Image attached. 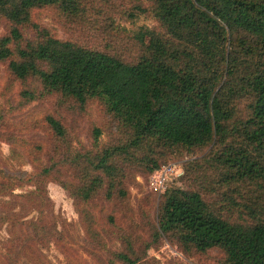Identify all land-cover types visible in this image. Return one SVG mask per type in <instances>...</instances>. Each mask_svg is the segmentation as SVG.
I'll list each match as a JSON object with an SVG mask.
<instances>
[{
    "label": "trees",
    "instance_id": "1",
    "mask_svg": "<svg viewBox=\"0 0 264 264\" xmlns=\"http://www.w3.org/2000/svg\"><path fill=\"white\" fill-rule=\"evenodd\" d=\"M150 1L163 32L137 34L141 52L127 62L55 38L32 22L35 8L57 6L76 13L82 0H0V19L9 27L0 38V61H8L10 72L20 80L36 77L43 91L81 107L97 99L130 131L129 143L86 157L73 197L89 201L106 185L111 198L123 176L116 159L131 155L129 149L143 142L158 154L210 146L212 165L226 185H264V0ZM26 27L34 28L38 38L22 47ZM22 94L34 98L32 92ZM240 99L247 100L244 118H236ZM46 121L57 136L64 135L59 121L51 116ZM94 131L97 138L100 132ZM156 168L152 163L147 170ZM117 192L126 196V190ZM80 213L90 233L93 218L85 210ZM153 236L170 238L186 252L220 249L224 264H264V220L230 222L195 191L173 188L163 194ZM144 254L137 255L128 241L126 250L113 257L120 264H138Z\"/></svg>",
    "mask_w": 264,
    "mask_h": 264
},
{
    "label": "rangeland",
    "instance_id": "2",
    "mask_svg": "<svg viewBox=\"0 0 264 264\" xmlns=\"http://www.w3.org/2000/svg\"><path fill=\"white\" fill-rule=\"evenodd\" d=\"M31 19L55 38L127 62L141 52L137 34L145 29L163 32L150 0H82L76 13L45 6L33 9ZM8 31L7 22L0 19V38ZM22 34V47L38 38L32 27ZM24 91L34 98L24 97ZM246 102L236 101V118L247 115ZM47 116L60 122L63 136L50 128ZM95 129L100 132L97 138ZM130 136L97 99L81 107L71 98L43 91L36 77L16 78L8 61H0V264H120L113 254L125 251L128 241L137 255L145 253L138 264H224L220 249L186 252L170 238L154 239L158 207L163 194L173 188L198 192L211 211L230 222L264 220V185L250 181L226 185L212 165L210 146L158 154L143 142L138 149H129L131 155L116 159L123 176L111 198L106 185L89 201L74 198L86 157L125 145ZM152 163L175 168L177 175L165 192L149 189L154 170L147 168ZM44 168L49 171L41 175ZM120 188L126 190L123 198L117 192ZM83 210L93 218L90 233L80 218Z\"/></svg>",
    "mask_w": 264,
    "mask_h": 264
},
{
    "label": "built area",
    "instance_id": "3",
    "mask_svg": "<svg viewBox=\"0 0 264 264\" xmlns=\"http://www.w3.org/2000/svg\"><path fill=\"white\" fill-rule=\"evenodd\" d=\"M172 165H162L156 168L148 179V186L150 190L165 192L169 184L173 181L175 175Z\"/></svg>",
    "mask_w": 264,
    "mask_h": 264
}]
</instances>
